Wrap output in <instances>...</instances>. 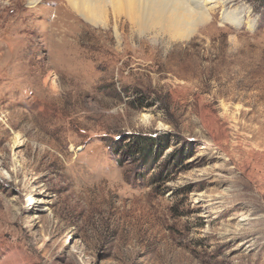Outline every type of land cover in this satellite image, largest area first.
Instances as JSON below:
<instances>
[{
	"label": "rangeland",
	"instance_id": "374dc122",
	"mask_svg": "<svg viewBox=\"0 0 264 264\" xmlns=\"http://www.w3.org/2000/svg\"><path fill=\"white\" fill-rule=\"evenodd\" d=\"M0 1V262L264 264V0L174 42L122 17L119 49L64 0Z\"/></svg>",
	"mask_w": 264,
	"mask_h": 264
},
{
	"label": "bare ground",
	"instance_id": "6f19581e",
	"mask_svg": "<svg viewBox=\"0 0 264 264\" xmlns=\"http://www.w3.org/2000/svg\"><path fill=\"white\" fill-rule=\"evenodd\" d=\"M40 1L42 0H27V7L34 8ZM64 2L70 15L72 13L74 15V20L71 19V23L75 25L79 23V27L87 25L98 30L110 28L116 38V48L119 49L122 44L119 26L123 23L129 24L130 29L134 27L140 35L152 33L154 38L163 36L167 38L168 42L189 39L197 27L210 18L209 4L211 0H200L198 3L190 0H64ZM219 3L223 6L222 2ZM1 5L0 13L4 12L3 9H5L2 3ZM122 17L125 21L123 23ZM68 19L69 16H67L66 21L70 23ZM80 55L84 54L81 53ZM0 264H24V262L20 255L12 251L2 259Z\"/></svg>",
	"mask_w": 264,
	"mask_h": 264
},
{
	"label": "trees",
	"instance_id": "16d2710c",
	"mask_svg": "<svg viewBox=\"0 0 264 264\" xmlns=\"http://www.w3.org/2000/svg\"><path fill=\"white\" fill-rule=\"evenodd\" d=\"M133 149V153L143 154V158L149 157L152 152V148L159 147L161 150L164 148L165 142L162 139H156L150 136H138L132 143H128ZM172 161L179 159L177 153L171 154Z\"/></svg>",
	"mask_w": 264,
	"mask_h": 264
}]
</instances>
